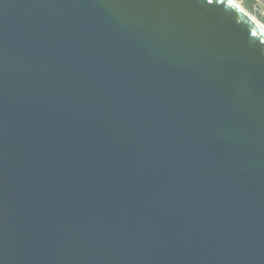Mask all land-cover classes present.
Masks as SVG:
<instances>
[{
  "label": "water",
  "instance_id": "1",
  "mask_svg": "<svg viewBox=\"0 0 264 264\" xmlns=\"http://www.w3.org/2000/svg\"><path fill=\"white\" fill-rule=\"evenodd\" d=\"M0 264H264V27L0 0Z\"/></svg>",
  "mask_w": 264,
  "mask_h": 264
},
{
  "label": "rangeland",
  "instance_id": "2",
  "mask_svg": "<svg viewBox=\"0 0 264 264\" xmlns=\"http://www.w3.org/2000/svg\"><path fill=\"white\" fill-rule=\"evenodd\" d=\"M239 3L251 16H253L262 26H264V0H254L253 10H249L242 0H235Z\"/></svg>",
  "mask_w": 264,
  "mask_h": 264
},
{
  "label": "trees",
  "instance_id": "3",
  "mask_svg": "<svg viewBox=\"0 0 264 264\" xmlns=\"http://www.w3.org/2000/svg\"><path fill=\"white\" fill-rule=\"evenodd\" d=\"M242 1L246 4L249 10H253V6L255 5L254 0H242Z\"/></svg>",
  "mask_w": 264,
  "mask_h": 264
},
{
  "label": "bare ground",
  "instance_id": "4",
  "mask_svg": "<svg viewBox=\"0 0 264 264\" xmlns=\"http://www.w3.org/2000/svg\"><path fill=\"white\" fill-rule=\"evenodd\" d=\"M235 3H237L235 0H234ZM241 8H243L239 3H237ZM244 9V8H243ZM245 10V9H244ZM254 18V17H253ZM255 19V18H254ZM256 20V19H255ZM257 21V20H256ZM258 22V21H257ZM264 27V26H263Z\"/></svg>",
  "mask_w": 264,
  "mask_h": 264
}]
</instances>
